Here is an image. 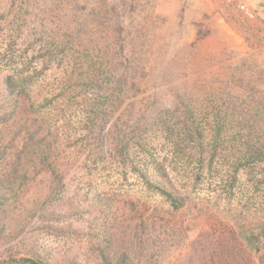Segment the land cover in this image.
I'll list each match as a JSON object with an SVG mask.
<instances>
[{"label": "trees", "instance_id": "obj_1", "mask_svg": "<svg viewBox=\"0 0 264 264\" xmlns=\"http://www.w3.org/2000/svg\"><path fill=\"white\" fill-rule=\"evenodd\" d=\"M27 16L0 13V137L12 149L0 152V208L31 175L46 183L47 200L70 172L122 184L131 176L172 211L204 212L231 250L264 264V94H193L144 73L151 67L115 40L83 42L78 27L24 28ZM102 261L131 264L105 253Z\"/></svg>", "mask_w": 264, "mask_h": 264}, {"label": "rangeland", "instance_id": "obj_2", "mask_svg": "<svg viewBox=\"0 0 264 264\" xmlns=\"http://www.w3.org/2000/svg\"><path fill=\"white\" fill-rule=\"evenodd\" d=\"M245 2L249 14L227 0H0V13L28 12L24 28H81L83 42L115 40L151 67L144 73L193 94H264V9ZM5 144L3 136L0 152L9 155ZM117 176L70 172L48 200L46 183L29 176L23 194L0 208V264L36 256L103 264V253L131 264H260L231 250L204 212L172 211L134 177L113 183Z\"/></svg>", "mask_w": 264, "mask_h": 264}, {"label": "built area", "instance_id": "obj_3", "mask_svg": "<svg viewBox=\"0 0 264 264\" xmlns=\"http://www.w3.org/2000/svg\"><path fill=\"white\" fill-rule=\"evenodd\" d=\"M227 1L230 3H234L239 10H241L246 14H249L248 6L245 0H227ZM253 1L259 8L264 9V0H253Z\"/></svg>", "mask_w": 264, "mask_h": 264}]
</instances>
